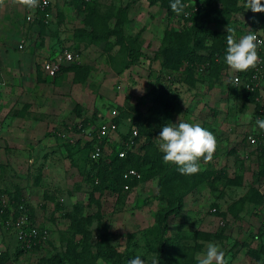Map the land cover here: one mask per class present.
I'll return each mask as SVG.
<instances>
[{"label":"rangeland","instance_id":"rangeland-1","mask_svg":"<svg viewBox=\"0 0 264 264\" xmlns=\"http://www.w3.org/2000/svg\"><path fill=\"white\" fill-rule=\"evenodd\" d=\"M183 2L187 17L166 16L144 0H49L50 19L28 24L32 48L19 53L13 83L0 90V191L43 236L22 250L5 215L1 264H127L138 255L145 264H197L209 243L228 264H264V151L247 141L258 128L259 101L231 85L234 72L224 62L227 27L242 37L264 13L246 9L245 0ZM26 13L17 0L0 4V48L18 53ZM186 45L194 51L191 64L183 58ZM129 48L140 53L132 66ZM63 49L77 60L44 79L40 62ZM180 116L218 143L197 178H178L187 192L165 230L156 217L164 207L156 197L159 175L143 178L148 162L128 192L92 193L84 173L89 129L103 120L118 122V133L136 126L141 136L126 153L163 155L156 138ZM109 139L110 157L120 143Z\"/></svg>","mask_w":264,"mask_h":264},{"label":"clouds","instance_id":"clouds-1","mask_svg":"<svg viewBox=\"0 0 264 264\" xmlns=\"http://www.w3.org/2000/svg\"><path fill=\"white\" fill-rule=\"evenodd\" d=\"M20 5L33 10L40 6V0H17ZM3 4V0H0ZM171 10L177 15H187L184 10L189 7L183 0H173ZM244 7L253 13H264L261 0H245ZM226 53L224 62L234 73L247 72L255 69L261 63L259 49L264 47V39L258 32L250 31L237 38L236 29L227 27ZM239 81L237 80V83ZM256 126L264 131V119L257 118ZM255 131V128L253 129ZM158 148L163 153L164 164H173L181 175H194L201 169V160L204 163L213 160L217 150L215 135L200 123H189L178 118L176 123H168L162 127L156 138ZM197 264H228L225 252L218 244L209 243L203 254H197ZM127 264H145L138 255L127 261ZM151 264H159V258H153Z\"/></svg>","mask_w":264,"mask_h":264},{"label":"built area","instance_id":"built-area-1","mask_svg":"<svg viewBox=\"0 0 264 264\" xmlns=\"http://www.w3.org/2000/svg\"><path fill=\"white\" fill-rule=\"evenodd\" d=\"M49 0H40V6L29 10L27 8V13L25 16V22L27 24L37 23L38 19L42 21H47L51 17V8ZM196 10V8H194ZM189 15L190 11H186ZM187 15H184L187 17ZM254 32H258L260 38L264 39L261 33L257 30H251ZM250 32V31H249ZM248 32V33H249ZM247 33V34H248ZM25 45V38H21L17 45L19 50L23 49ZM263 47L259 49V57L261 63L255 69L249 70L246 74H240L239 72L233 73L230 76L231 85L238 91L241 92H253L256 94L257 100L259 101L260 109L258 111L257 118L264 119V59L262 57ZM77 60V56L68 49H63L58 52L56 56L53 58H48L42 60L40 63V68L46 77L53 79V77L57 74L62 66L65 64L74 63ZM237 80L239 81L237 83ZM118 130V126L112 120H103L97 123L96 127L92 130H89L87 135V141H91V151L89 154V158L91 160H97L102 155V147L101 141L108 140L113 135L116 134ZM130 135L123 141H121L117 155L122 157L126 153L127 150H131L136 147L135 138L137 137V128L135 126L130 127ZM247 141L250 145L254 146V148L262 149L264 148V131L259 128L256 131L247 135ZM138 173L134 169H127L123 174L122 178L127 180L129 178H137ZM98 180L94 178V184H97ZM132 188L128 184L122 185V191L128 192ZM24 208L21 206L15 205L12 206V201L9 199V196L5 193L0 192V219L5 215H9L10 219H13L14 222L12 224L15 240L20 246V248L24 251L30 250L35 244L39 242L41 235L40 231L31 224L29 217L24 215ZM259 221H260V232L264 233V194L262 197L261 204L259 206ZM14 216V218H12ZM42 234H45L44 232ZM1 257V250H0Z\"/></svg>","mask_w":264,"mask_h":264},{"label":"trees","instance_id":"trees-1","mask_svg":"<svg viewBox=\"0 0 264 264\" xmlns=\"http://www.w3.org/2000/svg\"><path fill=\"white\" fill-rule=\"evenodd\" d=\"M144 1L147 3L149 7L156 5L159 8L165 10L166 16H169L173 13L170 7V4L173 2V0H144ZM48 9H50V7ZM181 15L183 16V14ZM259 27L264 28V14L261 19V25ZM118 33L120 34V31H118ZM263 51H264V47H263ZM193 52H194L193 49L189 48L187 45L182 48L183 58L187 64L192 63L193 54H194ZM139 57H140L139 51L133 48H129L128 66L137 64L139 61ZM262 57L264 59V52L262 54ZM247 72H242L240 74H246ZM240 94H244L252 98L256 96V94L253 92H241ZM259 109H260V105H259ZM115 123L118 126V130H119V123L118 122ZM95 127L89 130L94 129ZM136 128L138 135L135 138V143L137 145L138 139L141 136V132L138 127ZM141 129L144 130L143 126H141ZM118 130L115 136L118 138L119 143L125 140L131 134L130 129H128L127 132L125 133H118ZM109 142L110 139H108L107 141L103 140L100 142L101 143L100 145L103 150L101 157H99L97 160H91L89 158V154H90L89 151H91L92 149L91 141H87L86 144L83 146V149H86L88 152V155L85 158V169H84L85 179L89 180L92 193L98 192L101 194L106 190L115 191L117 189L123 192L122 191L123 184H128L131 188L134 187L137 184V180L135 178H129L127 180H124L122 178V174L127 169H134L137 172H139L140 167L148 162L150 167L147 171L149 172L151 171V173H148L147 175L143 176V178L144 177L150 178L153 177L155 174L159 175L157 179L156 197L161 202L164 203V207L157 212L156 217H157V222L159 223L162 230H165L168 220L172 216H175L181 212L183 207L184 196L185 193L187 192L185 191V189H183V186L181 187L179 184L180 182L178 181V178L182 175L178 172L177 167L173 164H164L163 155H159L155 153L151 156L149 155L140 156L134 154L132 151H128L122 157H119L117 153H114L109 157L107 155L112 151V148L110 147L111 144H109ZM141 148H144V146H142ZM108 149L110 150L109 153H107ZM260 150L264 151V148ZM105 153H107V155H105ZM193 176H195L196 178L198 177L197 174H194ZM94 178L98 180L97 184H94ZM5 194L8 195L7 193ZM262 197L263 194H261L259 197V206L261 204ZM2 257H3V251H1L0 264ZM64 262L65 261L63 259L57 258L53 261V264H63Z\"/></svg>","mask_w":264,"mask_h":264},{"label":"crops","instance_id":"crops-1","mask_svg":"<svg viewBox=\"0 0 264 264\" xmlns=\"http://www.w3.org/2000/svg\"><path fill=\"white\" fill-rule=\"evenodd\" d=\"M156 7V5L148 7V8H153ZM29 26L28 24L25 22L24 20V24H23V33L20 36L19 40L21 38H25V45L23 47V49L18 50L17 52H7V50L5 48H0V90H6L7 86H9V80H11V83H13V76L11 74L12 69H17V67H19V53H26V52H30L29 49L32 48L31 45H29V30H28ZM261 33V35L264 37V28H256V29H252V30H257ZM19 40L17 41V45L19 43ZM33 51V50H32ZM58 54L55 53L54 56H56ZM54 56H52L51 58H53ZM44 59H48V58H44ZM42 59V60H44ZM42 62V61H41ZM40 62V63H41ZM41 69V68H40ZM42 71V70H41ZM10 75L12 76V78L10 79ZM42 75L44 77V79L49 80L48 77L45 76V74L42 72ZM0 250L2 251L3 249L0 247Z\"/></svg>","mask_w":264,"mask_h":264}]
</instances>
